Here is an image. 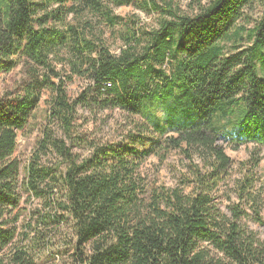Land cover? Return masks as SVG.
Listing matches in <instances>:
<instances>
[{"label": "trees", "instance_id": "trees-1", "mask_svg": "<svg viewBox=\"0 0 264 264\" xmlns=\"http://www.w3.org/2000/svg\"><path fill=\"white\" fill-rule=\"evenodd\" d=\"M187 2L0 0V75L31 67L18 94L0 98V264H40L61 233L73 264H264V241L244 222L263 211L264 0ZM129 5L154 23L115 14ZM74 77L86 88L72 100ZM45 92L23 166L18 136L34 131ZM80 109L119 111L132 131L102 145L80 132ZM221 140L254 146L237 180ZM173 152L180 185L142 177L146 161ZM230 181L238 203L224 211ZM25 198L44 208L26 227Z\"/></svg>", "mask_w": 264, "mask_h": 264}, {"label": "rangeland", "instance_id": "rangeland-1", "mask_svg": "<svg viewBox=\"0 0 264 264\" xmlns=\"http://www.w3.org/2000/svg\"><path fill=\"white\" fill-rule=\"evenodd\" d=\"M181 5L186 7L187 0H180ZM115 14L127 17L130 15H137L140 19L148 24H152L155 21V16L142 13L137 10L133 5L123 6L120 8H114ZM108 36V35H107ZM112 51H117L118 47H112ZM31 70L30 65L27 62H22L18 67L9 74L0 75V98L4 100H10L14 98L22 86L27 82V73ZM86 88V82L80 78L74 77L71 82L67 83V93L70 99L74 100L78 98ZM51 95L49 92L44 93V98L41 102L40 109L37 113V121L32 125L34 131L26 133H19L17 141V157L21 160L23 166L26 165L28 159L31 157L36 142L41 135V129L44 127V116L47 109L46 101H50ZM80 132L87 137L95 138V140L105 144H119L121 141H125L127 134L132 131L127 117L122 115L119 111H106L91 113L88 110L80 109L77 122ZM57 130V128H56ZM61 135V132L59 133ZM220 145L225 148L226 154L233 162L232 180H237L241 177L237 172L242 163L249 159L250 153L254 150L253 145H243L238 148L234 147L228 141L221 140ZM262 162L257 171L259 182L257 183V192L260 194L263 201V211L261 217L257 218L251 215L250 218L245 219L244 222L247 226L254 231L258 237L264 241V148H261ZM184 157L178 152H173L169 158L161 162L159 158H150L146 161L141 169L142 177L151 184L157 186H165L167 188L176 187L182 177L181 173L185 172L184 169ZM220 206L224 211H227L228 206L231 204H237V198L234 193V182L230 181L228 185L222 186L220 193ZM231 199V201H229ZM22 202L21 205V220L19 226H27L30 223V219L33 217L36 221L41 215H43V205L39 201ZM34 225V223H33ZM21 230V227H19ZM24 231V229H22ZM56 237V238H55ZM54 237V248L51 252L46 253L40 264H73L74 260L71 255L73 251L69 247L68 243H65L66 237L64 233Z\"/></svg>", "mask_w": 264, "mask_h": 264}]
</instances>
